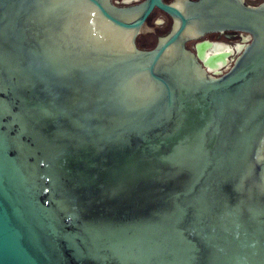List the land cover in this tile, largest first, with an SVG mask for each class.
<instances>
[{"label":"water","instance_id":"1","mask_svg":"<svg viewBox=\"0 0 264 264\" xmlns=\"http://www.w3.org/2000/svg\"><path fill=\"white\" fill-rule=\"evenodd\" d=\"M0 264H264V5L0 0Z\"/></svg>","mask_w":264,"mask_h":264},{"label":"flooded vegetation","instance_id":"2","mask_svg":"<svg viewBox=\"0 0 264 264\" xmlns=\"http://www.w3.org/2000/svg\"><path fill=\"white\" fill-rule=\"evenodd\" d=\"M145 0H113L116 5H131L141 3ZM247 5L250 6H261L264 5V0H243ZM164 2L174 5L180 9L186 6L189 0H164ZM150 25V26H148ZM175 26V18L165 11L164 9L155 6L151 13L147 16L144 25L137 37V45L141 48H151L155 46L158 41V38L162 35L169 33ZM150 29H147V28ZM217 39L218 41H211V39ZM238 38V42L235 46L229 44L221 43V40L231 41L232 39ZM246 33L240 30H223V31H214L205 34L199 39H195L188 42V46L194 49L196 52L199 50L203 60L205 61L209 71H214L213 74L218 75L215 71H218L222 65L226 62V58L230 53H233L230 56L234 57L240 50L241 46L245 43ZM211 41L208 44H197L201 41ZM217 48V52H215ZM217 53V54H216ZM207 55V59L206 56ZM233 61V60H232ZM231 61V62H232ZM223 62L221 66L217 69H211L215 65ZM231 64V63H230ZM228 65L223 66L222 71H226Z\"/></svg>","mask_w":264,"mask_h":264},{"label":"rangeland","instance_id":"3","mask_svg":"<svg viewBox=\"0 0 264 264\" xmlns=\"http://www.w3.org/2000/svg\"><path fill=\"white\" fill-rule=\"evenodd\" d=\"M148 26H150V25H148ZM238 38H236V39H232L231 41H225V40H221V43H225V44H229V45H231V46H235L236 45V43L238 42ZM211 41H218L217 39H215V38H213V39H211ZM206 57H207V55H206ZM232 59V58H231ZM222 64V63H221ZM221 64H219L217 67H215V69H217V68H219L220 66H221ZM211 69H214V68H211Z\"/></svg>","mask_w":264,"mask_h":264},{"label":"bare ground","instance_id":"4","mask_svg":"<svg viewBox=\"0 0 264 264\" xmlns=\"http://www.w3.org/2000/svg\"><path fill=\"white\" fill-rule=\"evenodd\" d=\"M215 52H217V48H215ZM217 54V53H216ZM206 56V55H205ZM206 59H207V57H206ZM221 63H223V62H220V64ZM219 65V64H218ZM218 65H215L214 67H212V68H215V67H217Z\"/></svg>","mask_w":264,"mask_h":264}]
</instances>
